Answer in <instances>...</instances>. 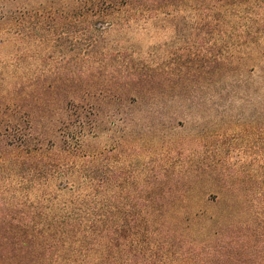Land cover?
Wrapping results in <instances>:
<instances>
[{
  "label": "trees",
  "instance_id": "obj_1",
  "mask_svg": "<svg viewBox=\"0 0 264 264\" xmlns=\"http://www.w3.org/2000/svg\"><path fill=\"white\" fill-rule=\"evenodd\" d=\"M31 1L0 0V244L8 264H264V192L260 211L243 220L234 213L235 222L229 213L247 201L226 202L220 214L206 203L194 208L180 196L194 186L165 183V167L140 168L145 143L131 131L148 95L226 65L224 38L237 31L242 39L237 22L243 40L261 31L256 5L264 0ZM151 20L182 21L192 38L180 30L183 46L153 48V64L108 38ZM196 223L210 234L203 238Z\"/></svg>",
  "mask_w": 264,
  "mask_h": 264
},
{
  "label": "rangeland",
  "instance_id": "obj_2",
  "mask_svg": "<svg viewBox=\"0 0 264 264\" xmlns=\"http://www.w3.org/2000/svg\"><path fill=\"white\" fill-rule=\"evenodd\" d=\"M37 1L32 0V5ZM256 9L263 16L264 1ZM187 21L189 26L193 24L191 16ZM180 24L182 21L137 22L112 31L108 38L118 36L124 48H135L142 61L153 64V48L159 50L157 55L178 52L183 43L177 33L184 30L192 38L190 28ZM260 25L263 29L247 36L250 42H246L241 34L243 21L237 22L242 39L237 42V31L236 36L224 38L230 58L226 65L211 68L210 73L189 80L167 95L156 99L148 95L138 105L131 129L145 143L138 150L143 151L137 156L140 168L145 164L165 167L167 173L161 179L165 183L194 186L180 195L194 208L206 203L220 214L226 202L243 200L247 207V201L245 210L229 213L234 222V213L239 220L255 216L264 192V20ZM109 136L106 134L103 140ZM226 222L227 218L217 228ZM196 227L201 228L196 231L203 238L210 234L200 224ZM7 255L6 246L0 244V264H8Z\"/></svg>",
  "mask_w": 264,
  "mask_h": 264
}]
</instances>
